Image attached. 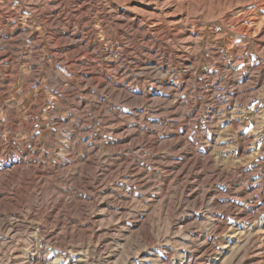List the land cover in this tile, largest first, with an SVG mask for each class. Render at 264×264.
Masks as SVG:
<instances>
[{
	"label": "rangeland",
	"instance_id": "374dc122",
	"mask_svg": "<svg viewBox=\"0 0 264 264\" xmlns=\"http://www.w3.org/2000/svg\"><path fill=\"white\" fill-rule=\"evenodd\" d=\"M7 1L9 10L18 8L16 0H2L3 19ZM72 1L61 0L65 33L74 31L88 39L90 28H95L98 34L91 42L101 50H111L113 58L124 61L132 75L138 76L142 59L154 58L170 75L152 73L124 84L150 97L149 102L137 101L136 110L117 100V95L108 96L107 88L96 89L93 81L77 83L84 101L77 113L83 121L79 125L72 112L60 117L70 121L77 132L85 130V143L93 158L105 161L109 169L105 173L98 172L93 161L84 164L78 159L68 139L71 130L52 126L49 114L40 113L46 124L37 126L36 136L42 142L46 131L52 144L35 150L24 133L26 147L36 158L14 154L11 161H24L15 173L3 168L6 158H0V264H264V40L256 50V33L251 39L230 33L235 39L233 49H244L245 57L234 68L232 50L222 36L227 5L219 0L185 2L183 9H174L180 11L178 32L147 27L149 37L144 42L131 29L123 30L120 41L114 31L116 16L108 32L99 29L97 9L113 10L107 0H87V7L77 4L78 13ZM112 1L138 15L141 10L153 12L154 5L159 7V3L143 7L137 0ZM18 15L24 32L41 37L45 50L41 61L69 79L76 78L59 66V57L66 55L50 54L55 41L34 13L20 9ZM156 15L163 19L158 11ZM12 27L13 22L0 23V35L6 37L3 31ZM215 38L226 60L223 65L232 66V74L252 76L258 67L262 69L263 88L240 108L226 103L227 92L234 87L226 71L211 61ZM31 45V39L21 42L19 72H24L22 63L31 60ZM78 60L87 69L96 64L83 57ZM177 60L182 68H190L193 79H181ZM7 67V49L0 45V81L9 75ZM100 73L118 82L105 70ZM13 80L10 98L4 102L24 112L34 101L33 89L18 98L21 82L14 75ZM49 107L57 109L52 102ZM111 116L115 121L108 120ZM1 123L6 121L0 116ZM120 124L133 130L131 141L119 142L113 135ZM240 136L251 141L243 157L233 147ZM0 144L3 148L7 144L1 133ZM16 149L21 152L20 147ZM71 153L75 163L70 165L66 156ZM241 216L251 218L245 235Z\"/></svg>",
	"mask_w": 264,
	"mask_h": 264
},
{
	"label": "bare ground",
	"instance_id": "6f19581e",
	"mask_svg": "<svg viewBox=\"0 0 264 264\" xmlns=\"http://www.w3.org/2000/svg\"><path fill=\"white\" fill-rule=\"evenodd\" d=\"M51 1L52 0H16L15 2L18 4V8L12 11L8 9L10 2L7 1V10L4 14L6 19L0 18V23L6 24L8 21L13 22V27L11 29H6L3 31L6 37L0 35V45L7 49V72L9 73L5 80L0 81V116L6 121L5 124H0V133L4 134L7 139V144L6 146L4 145V148L0 144V158H6L3 168L6 167L10 173H15V170H18L20 165L24 164V161H11L10 158H12L14 154L17 155L18 158H36V156L29 152L26 147L28 140L23 139L22 135L24 133L31 138L33 148L35 150H39L40 145L44 143L52 144V140L46 131L42 135V142H40L39 137L36 136L37 126H43L46 124L40 113L47 112L51 118L52 126L57 128L65 127L67 130L72 131L68 132V139L72 146L76 147L77 155L80 157L78 159L84 164H86L89 160H91V162L93 161L96 166L94 168H96V170L100 173H105L108 169L106 168L107 166L105 165V161H97L96 158H93L92 152L88 149V146L85 143V140L87 139L85 130L83 129L80 132H77L70 121H64L60 117V114L65 116V114L68 112H72L73 119L79 123V125L82 123L83 119L78 115L77 112L78 109L84 104V101L80 97V92L77 91V83L80 82L81 84H86L85 82H89L88 80L93 81L95 83L96 89L104 87L107 88L109 90L108 96L117 95V100L136 110L137 101L149 102L150 97L138 95L135 92H132L124 84H126V82L133 84L141 76L151 75L152 73H160L161 75L165 76L170 74H168L169 71H166L167 69L164 70L162 62L156 63L153 61L155 60L154 58L153 60L149 61L142 59L140 64L143 66L139 70L138 76L132 75V72L128 69L129 67L127 68L124 65V61L118 62L113 58L114 54L110 52L111 50H101V48H99L96 44L92 43L93 41L91 42V40L96 39V34H98L97 29L90 28V31L88 32V39H84L85 37L83 38L82 36H79L74 31L65 33L64 29L61 28V24L64 25L62 17L66 14L65 8L62 6L61 0H55V3ZM86 1L87 0H73L72 7L74 8V13L79 12V8L76 6L77 4L87 7ZM107 1L113 10H106L103 8L97 9L99 24L101 25L99 29L108 32L111 28L110 20L112 16H116L118 18L114 22V31L120 41H122L124 38L123 30L131 29L133 33L139 36L140 40L144 42V40L148 39L149 37L145 31L147 27H153V30L155 31L166 32L169 30L173 33L178 32L181 28L178 25L179 18L177 19L180 11L178 12V10L176 11L174 9H183L185 2L194 0H137L143 7L150 6L152 3H159V9L156 5H154L155 7L152 10L153 12L147 13L141 10L139 15L133 14L129 8H121L118 3L112 0ZM196 1L197 0H195V2ZM1 2L2 0H0V3ZM219 2H223V4L227 5V7L225 6L226 8L223 12L225 35L222 36H224L225 45L229 47L228 49L232 50L230 55L233 57V64L231 65L234 67L235 65L237 66L238 64L244 62L245 57L243 52L244 49H235V47L233 49L232 46H234L235 39H232L230 33L240 37H245L246 39H251L253 33H256L257 39L254 38L256 40V42H254L256 46L255 48L256 50L260 49L262 41L264 40V0H219ZM94 8L96 9V7ZM20 9L34 13L36 19L45 26L48 34L55 41V45L49 49L50 54L56 55V53L59 52L66 55L65 57H59V66L68 72L74 73L76 78L69 79L67 76L62 75L57 69L48 64H44L41 61L40 56L45 52L44 48L40 45L42 39L40 36H31L29 32H24L21 29V25L18 23L17 19ZM157 11L163 16V19L159 18V15H156ZM167 18H170V20ZM91 22L92 20L88 21V26L91 25ZM197 24L200 25L199 22ZM13 31H15L14 34ZM213 35L216 38L218 37L216 31ZM8 36L9 38H7ZM216 38L214 39V45H216V47L210 49L212 56L211 61L216 64L218 70L223 69L226 71L227 79H230L232 83L231 87H234V90L227 92L228 98L226 103L232 105L234 108H240L246 105L247 101L256 90L263 88V83L259 79V77L262 76V69L258 67L255 72L252 70V68H249V70L247 69V71L250 73L252 71L254 73L257 72V75L252 73V76L242 72L232 74L233 67H227L225 64V66L223 65L226 60L224 59L222 52H220L219 46H217L218 42ZM24 39L32 40V45L29 47V49L32 51L33 55L31 56V60L22 63L24 72H19L16 68L17 64L20 62L17 52L21 47L22 40ZM67 39H69L70 42L75 41V43L70 44ZM235 44L237 46V43ZM151 52L152 51L149 50V53ZM190 54L193 55L192 53ZM121 55L125 58L124 54ZM80 57L86 58L87 61L88 59H91L96 63L94 64L95 67H92L91 69L85 68L83 63L78 60ZM186 57V61H190L191 57L188 55ZM161 58V61H163V56H161ZM186 61L184 62L187 63ZM180 65V60H177V71L181 79H193L194 75L190 68H182L183 65ZM102 69L110 73L111 76L116 77L118 82L108 78L110 75L104 76L101 74L100 72ZM13 75L21 82L20 92L16 95L18 98L22 97L25 92L28 93L29 89H33L34 101L29 106L28 110L24 112L8 106L4 102L10 98V88L14 82ZM171 93L169 94V97L172 95ZM169 97H165V102ZM50 102L54 103L57 109L50 108ZM45 106H47L46 109ZM108 120L113 122L115 121V118L111 116ZM233 125L234 124L231 126ZM120 131H124V133L120 134ZM113 135L119 142H125L126 140L131 141L133 137V130L128 129L120 124L116 127V129L113 130ZM250 142L251 141L248 137L240 136V138L233 143L235 152L238 155H241V157L246 156V153L250 151ZM17 146L21 148V152L16 149ZM116 150L117 149L114 147L115 152H113L116 153ZM51 151L52 150L50 149L49 157H51ZM74 158V153L66 156V160L70 165L75 161ZM84 164L83 166H80L84 167ZM117 166L119 167L118 164ZM78 168L79 167L76 166L75 169L80 170ZM236 168L239 169V164L236 166ZM2 171L3 170L0 169V177L2 175ZM262 199L264 200V191L262 192ZM1 208L2 194L0 193V209ZM250 220V216L242 217L241 221L245 225L243 228L244 231H242L244 232V234L242 233L243 235H245L247 230H249V228L246 226H249L248 224H250ZM257 233L258 231L255 232V235Z\"/></svg>",
	"mask_w": 264,
	"mask_h": 264
}]
</instances>
